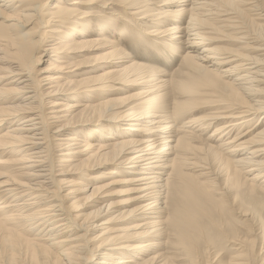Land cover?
Listing matches in <instances>:
<instances>
[{"label": "bare ground", "instance_id": "bare-ground-1", "mask_svg": "<svg viewBox=\"0 0 264 264\" xmlns=\"http://www.w3.org/2000/svg\"><path fill=\"white\" fill-rule=\"evenodd\" d=\"M152 5L0 0V264H170L154 254L170 228L182 264H264V0ZM121 6L124 28L144 25L153 44L179 56L180 80L134 63L107 40L118 62L77 60L116 30L107 19L92 28L94 18L109 10L114 17ZM40 53L48 57L43 70ZM127 90L139 92L114 97ZM85 124L96 127L85 132ZM179 124L215 128L209 138L226 141L224 154L206 145L197 163L195 137L180 136ZM182 165L205 171L209 182L183 186L175 176L170 188ZM123 172L132 189L112 191ZM216 191L262 216L247 237L222 235L234 252L229 259L195 245ZM110 196L122 202L108 203ZM235 210L252 225L247 211Z\"/></svg>", "mask_w": 264, "mask_h": 264}, {"label": "rangeland", "instance_id": "rangeland-1", "mask_svg": "<svg viewBox=\"0 0 264 264\" xmlns=\"http://www.w3.org/2000/svg\"><path fill=\"white\" fill-rule=\"evenodd\" d=\"M166 0H152V6H149L148 8H155L158 9V7L163 6L162 4L165 3ZM115 5V4H114ZM120 5V3H119ZM118 6H116L117 8ZM89 9V8H86ZM108 9H111V6H108ZM121 11H115L114 13L116 14L114 17L110 16L113 15L110 10L107 13L109 16H104V18H94L95 20H93L92 22V28H97V23L101 22V20H106L107 23H111L113 26L115 25V32H113V30L111 32L108 33V35H104V39L102 41L96 42L94 45H90L91 47L89 48V52H84L85 55L83 57L78 58L77 60L79 62H84V63H89L86 64L85 67H97V66H105L106 64L109 63H113V62H118L119 60H112L109 55L110 53V48H109V44L106 43L107 42H115L116 45L123 49L128 55H130L132 57L134 61V63L138 64V65H142L145 68H154L155 70H157V72H159V74H164L166 75L165 79L168 81H173V78L175 80H180L181 78V71L180 68L178 69L179 65L181 64V59L179 58L178 55H174L172 54L170 51L165 49V45H155L153 44V40L154 38H150L147 36H144V34H142L144 31L143 29H147L144 28V25H141V27H138L137 30L139 32H136L135 30H128L126 28H124V24L122 22H120V18H128V15L124 14V11H122L123 7L121 6ZM253 15V14H251ZM96 16V15H94ZM252 17V16H251ZM248 19V18H247ZM249 20V19H248ZM143 23V22H141ZM140 23V24H141ZM139 24V23H138ZM137 24V25H138ZM165 25V24H164ZM160 26V28H163V26ZM120 30H125V32H131L130 34H126V33H121ZM99 35V34H98ZM96 37L95 35H93V38ZM168 39V38H167ZM226 39V38H224ZM166 41H170V40H166ZM230 45V44H229ZM224 46H227L226 43H224ZM230 47V46H228ZM179 53H182L180 50L178 51ZM242 53H245V55L247 56H252L250 55V53L246 52L245 50L241 51ZM45 53H40V55H42V60H40V64L37 66V69L39 70H43L44 68H46V65L48 64V57H44ZM181 55V54H179ZM82 56V55H81ZM115 62V63H116ZM126 65H129V63H127ZM185 72V71H184ZM3 74L1 73L0 77H4L2 76ZM96 75V74H95ZM161 76V75H160ZM1 87V86H0ZM128 92H120L119 95L114 96V97H119V96H127L129 94H135V92H139V91H130L127 90ZM95 97V96H94ZM110 97V96H109ZM96 99V98H95ZM97 99H101L99 97H97ZM84 103V102H83ZM202 116V114H201ZM88 118V119H87ZM87 118H83V121H90V116ZM260 119V117H258L253 124L256 123V121H258ZM187 120L184 121V123ZM87 125V124H85ZM184 125H188V124H184ZM182 124L177 125V129H179L178 134L180 136H185L188 137V135H186V132L192 133V135H194L196 142L194 145L196 147H194L193 153L195 154V157L193 158L194 161H197V163H199L200 161L196 160L203 158L202 154L203 152H199L197 153L199 148H203V146L205 147L206 145H210L211 147H214L218 150V152H221L224 154V151H222V148H219V145L223 144L226 141H218V137H213V138H209L210 134H212V132L214 131L215 128L213 127H209L207 128V130L200 128L199 126H195L194 129L192 128H187L185 129L184 127L180 129V127L184 126ZM94 125L90 124L87 125L83 128V130L85 132L87 131H91L90 129H93ZM103 127L105 129H109L113 130L114 128H116V126H112V123H106L104 122ZM248 128L244 129L243 132H245ZM182 131V132H181ZM224 150V149H223ZM189 154H191V151L189 152ZM191 154V155H194ZM190 159H192V156L189 157ZM196 163V164H197ZM204 163V162H203ZM200 166H203V164H199ZM188 168H190V166L188 165H182L181 167V171L180 173L174 174V176L172 177V179L169 180V187L172 188L173 185L177 184L174 182L175 176H180L182 178V185L183 186H191L194 185L195 183L201 182V183H208L209 181H207V177L204 175L205 171H202L198 173V169L200 168H195V170L197 172H193L191 170H188ZM249 178H252V175L248 176ZM128 178H133L131 176H124V172L121 176H119L118 178H115L113 180L116 181H120V183L115 184V186H112V191H120V190H127V189H132L131 187V183L129 184H124V180L128 179ZM2 181V179H0V182ZM123 181V182H122ZM256 185H259L256 184ZM264 188V187H263ZM244 189L242 188V194L243 196H246L247 193L246 191H243ZM220 192V191H219ZM218 191L214 192V196L216 198L213 199V202L207 204L203 206V209L205 211V216L209 215V217H205V220L202 218H199L198 223L203 226L204 228H206V232L205 235H202L201 237L203 239H200L198 241L195 242V245L197 246V250L201 251L204 253V250H206L207 248H209L210 246H212L211 248H213L214 250H223V253L226 256V259H229V257H231L233 255V251H231V249H229L231 245H229L228 243H226V239H222V235H224L226 232L227 233H231V234H237L239 236H244L247 237L245 234V231L249 228L252 227V229H254L256 226H259L262 222V216H256L257 214V210L255 208H252L249 205H244L241 208H238V204H242V202L240 203L239 201H234L233 199V195L229 196L228 193L221 191V193L223 194L222 197L219 196ZM220 197V199L218 198ZM80 198L82 199L83 196H80ZM108 203L109 202H122V199L120 197L117 196H110L108 197ZM206 202V201H205ZM91 203L87 204V207H90ZM238 209L239 211H247L248 214H250V221L252 225H248L246 223H244V219L240 218L239 213H237V211L235 209ZM87 210V209H86ZM173 218V217H172ZM171 218V219H172ZM97 224V223H96ZM101 224V221L98 222V225ZM224 227H226V229H224ZM248 231V230H247ZM162 236V235H161ZM93 237V236H91ZM163 246L156 252H154L155 255L164 253V256L167 257V261L170 264H182V261H179L181 259V251L178 249L179 246L177 245V238L174 235L173 230L170 228L169 231L167 233H164L163 236L161 237V241H160ZM175 243V244H174ZM212 244V245H211ZM229 245V246H228ZM178 251L179 253L175 255V251ZM153 254V256H154ZM161 260H158L157 262H159Z\"/></svg>", "mask_w": 264, "mask_h": 264}]
</instances>
